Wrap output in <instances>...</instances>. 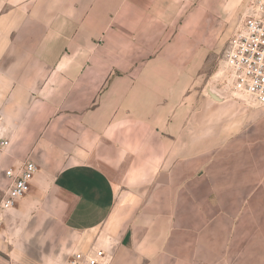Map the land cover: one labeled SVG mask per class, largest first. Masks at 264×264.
<instances>
[{"label": "crops", "instance_id": "obj_1", "mask_svg": "<svg viewBox=\"0 0 264 264\" xmlns=\"http://www.w3.org/2000/svg\"><path fill=\"white\" fill-rule=\"evenodd\" d=\"M177 3L0 0V199L6 169L38 167L3 211L0 264L152 263L144 216L171 213L169 170L200 155L184 114L202 52L186 59Z\"/></svg>", "mask_w": 264, "mask_h": 264}, {"label": "rangeland", "instance_id": "obj_2", "mask_svg": "<svg viewBox=\"0 0 264 264\" xmlns=\"http://www.w3.org/2000/svg\"><path fill=\"white\" fill-rule=\"evenodd\" d=\"M256 1L178 0L168 9L176 22L191 11L195 18L181 46L186 59L202 52L184 114L186 149L200 155L187 158L194 168L184 177L170 168L171 213L144 216L151 229L139 237L153 249L147 264H264V105L233 91L224 70L230 38ZM163 26L166 35L178 25Z\"/></svg>", "mask_w": 264, "mask_h": 264}, {"label": "built area", "instance_id": "obj_3", "mask_svg": "<svg viewBox=\"0 0 264 264\" xmlns=\"http://www.w3.org/2000/svg\"><path fill=\"white\" fill-rule=\"evenodd\" d=\"M224 70L232 90L250 97L255 103L264 105V0H257L253 11L248 14L232 34L224 54ZM2 141L1 145H7ZM38 167L35 162L25 161L18 168L5 170L10 180L0 199V229L3 211L14 207L19 198L31 190ZM105 252H77L71 264H101Z\"/></svg>", "mask_w": 264, "mask_h": 264}]
</instances>
